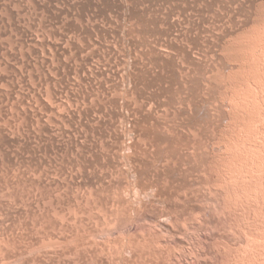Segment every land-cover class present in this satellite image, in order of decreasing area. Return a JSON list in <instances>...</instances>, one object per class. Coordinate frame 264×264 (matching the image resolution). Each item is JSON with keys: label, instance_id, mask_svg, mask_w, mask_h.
<instances>
[{"label": "rangeland", "instance_id": "rangeland-1", "mask_svg": "<svg viewBox=\"0 0 264 264\" xmlns=\"http://www.w3.org/2000/svg\"><path fill=\"white\" fill-rule=\"evenodd\" d=\"M263 35L264 0H0V233H3L0 236L13 241L12 246L9 242V245L4 243L5 247L0 240V246L4 247L3 250L0 248V264H17L15 258L22 264L29 261L77 264L80 263L78 257L81 258L80 264H107L99 258V261L94 257V261L92 258L91 261L82 259L83 254V258L86 256L81 250L79 255L75 254L77 258L70 257L74 255L73 245L65 249L63 244H57L56 248L63 246L57 251L60 247L54 248V242L48 243V239L43 238L48 237V233L43 232L48 228V232L55 230L50 231L49 236L59 235L53 210L68 211L74 207L83 209L81 219L86 222L89 218L87 223L98 228L106 219L114 221L115 216L120 215L117 219L121 220L124 213V220L129 213L130 218L126 220H130L134 214L140 213L137 221L125 223L134 222L126 226L132 227L130 237L134 242L141 239L140 234H147L146 231L154 233L148 230L151 223H159L166 215L170 218V214L178 213L177 224L165 218L175 227V231L169 233L171 238L163 236L166 239H160V246L159 242L153 246L145 245V250L144 245H140L143 254L133 264H145L144 261L146 264H169L172 261V264L175 257L169 252H173V248L179 249L180 244V252L174 250L176 257L184 254L178 264H187L190 259L188 264H193L194 259L188 258L190 255L186 249L197 250L196 247L202 249L199 256L195 252L198 260L196 257L194 264H227L233 254L238 257V252V255L231 252L240 251V245L241 250L247 247L245 255L252 248L258 252L259 243L251 248L245 243L255 237L256 229L257 235L250 242H264V204H261L264 202L263 196L258 195H264V189L258 188H264V167L260 171L259 165H255L261 163L259 158L264 154L260 156L259 152L264 146H260L263 149L259 151V146L254 145L264 143V134H261L264 132L261 130L264 103L262 97L255 96L264 81V73H261L264 70L261 64L264 61ZM254 97L262 101H258L259 105L255 103L257 109H252H263L262 112L253 110L255 114L249 107L256 101ZM244 120L247 124L243 126ZM239 138L241 141L237 140ZM228 145H232L233 153L241 148L242 151L251 148L246 149V154L239 151L237 155L229 153ZM227 154L229 157L233 155L234 162L235 156L245 155L236 159L237 163L242 159L241 164L246 162L241 169H247L251 163L258 166H252L253 172L248 168L249 172L242 170L243 173L238 172L241 166L238 163L235 174H239L233 176V184L229 183L231 189L224 181L231 180L236 163L232 165ZM261 158L263 161L264 157ZM223 173L230 174L225 179ZM240 173H243L241 180ZM247 173L257 175L258 183L263 181L260 186L255 184L254 176L246 178L254 182L250 187L261 191L254 188V194L248 192L254 196L251 199L247 196L249 204H245L243 195L248 189L253 190L245 179ZM245 183L249 187L245 186L247 190L243 187ZM238 189L245 193L241 194ZM236 191L241 194L240 200L246 209L240 200H237L239 204L235 201L237 206L233 204V197L235 200L240 198V194L236 198ZM258 198L261 202L257 201ZM254 204L263 205V208ZM135 208L138 210L133 213ZM259 208L263 209L260 214L256 212ZM250 215L259 223L250 219ZM101 217L106 219L101 221ZM144 219L150 220L149 225L142 224L148 223ZM107 221L105 223H110L109 226L115 222ZM244 221L251 224L246 226ZM117 224L115 222L112 227L117 228ZM241 224L252 228H249L253 232L252 238L248 228ZM67 229L69 227L63 228V232L69 234ZM244 229L249 232L246 234L249 237ZM156 230L153 231L157 233ZM202 230L207 234H202ZM242 230L245 231L244 237L240 235ZM113 231V238L108 234L109 240L121 235ZM6 232H12V235ZM178 233L179 237L183 236L177 238ZM40 237L46 245L49 244L48 247L53 246L52 252L50 247L44 250L46 245L43 243L40 248ZM105 241L98 238L95 242L94 238L91 243L100 242L104 248L102 245L99 248L100 244L95 246L106 250L110 244ZM111 243L114 245V241ZM30 246L32 251L35 250L32 246L38 248L33 251L38 253V256L33 253L35 259L32 251H26ZM56 252H60L59 255ZM61 253V256L66 255L62 258ZM105 253L102 254L105 256ZM262 253L264 251L260 254L262 258L259 255L260 259H264ZM169 254L172 257L167 259L171 256ZM19 255L27 257L23 261Z\"/></svg>", "mask_w": 264, "mask_h": 264}, {"label": "bare ground", "instance_id": "bare-ground-1", "mask_svg": "<svg viewBox=\"0 0 264 264\" xmlns=\"http://www.w3.org/2000/svg\"><path fill=\"white\" fill-rule=\"evenodd\" d=\"M263 36H264V35H263ZM262 43H263V42H262ZM263 45H264V43L262 44V46L260 45L261 48L263 47ZM263 48H264V47H263ZM262 51H264V50H262ZM259 55H260V54H259ZM261 55H262V54H261ZM263 55H264V53H263ZM259 58H260V57H258V59H259ZM261 58H262V57H261ZM261 58H260V59H261ZM262 59H263V58H262ZM262 59H261V60H262ZM261 60H260V61H261ZM263 60H264V59H263ZM261 62H262L261 64L264 65V64H263L264 61H261ZM262 67H263V66H262ZM262 67H261V70H262ZM262 71H263V72H261V73H264V70H262ZM263 76H264V74H262V79H263ZM252 83H253V82H252ZM254 84H255V83H254ZM261 84H262V86H261ZM261 84H260V87L263 88V87H264V86H263V85H264V81H262ZM255 85H256V84H255ZM255 85H254V86H255ZM258 86H259V85H258ZM256 88H257V90L259 89L257 86H256ZM262 88H260V92H261V90H264V88H263V89H262ZM260 92H256V93H255V96H256V94H257L256 97H258V96L262 97L263 101H262L261 99H259V98H258V99H259V100H258V99H256V98L254 97V99H255L256 101L253 100V101H255L254 103L252 102V103H253V104H252L253 106H249V105H250V102H248V104H249L248 106L251 107V109H252V107H254V105L256 106L255 103H257V105H259L258 103H260V102H258V101H260V100L264 103V97H263L264 92H263V91H262L263 93H262V92L260 93ZM259 93H260V94H259ZM248 101H249V100H248ZM262 102H261L260 106L263 104ZM242 103H243V102H242ZM243 104L245 105V103H243ZM243 104H241V105H243ZM244 105L241 106V107H244ZM260 106H259V107H260ZM249 107H247V108H248L249 112L251 113V109H249ZM256 107H257V106H256ZM256 107H254V108L257 109ZM259 107H258V108H259ZM262 107H263V109H264V104H263ZM244 108H245V107H244ZM255 109H252V113H254V114H255L256 112H262V110H263L261 107H260V109H261L260 111L255 110ZM248 110H247L246 112H248ZM253 110H255L256 112H254ZM250 113H249V115H250ZM246 114L248 115V113H245V115H246ZM258 114H259V113H258ZM245 115H244V116H245ZM247 115H246V118H248ZM244 116H243V117H244ZM244 118H245V117H244ZM241 119H242V118H240L239 120L241 121ZM248 119H249V118H248ZM239 120H238V122H240ZM247 122H248V121H247ZM242 123H243V126H244V123H246V120H244V122L242 121ZM242 123H240L239 126H241ZM246 124H247V123H246ZM246 124H245V125H246ZM249 124H250V123H249ZM257 126H258V125H257ZM257 126H256V127H257ZM259 126H260V125H259ZM250 127H251V125H250ZM261 127H262L261 130L264 131V126L262 125ZM240 128H242V127H240ZM240 128H238L239 131H240ZM251 130L253 131L252 128H251ZM251 130L249 129V131H251ZM255 130H256V129H255ZM261 130H260V132H261ZM241 131H242V129H241ZM240 133H241V132H240ZM240 133H239V134H240ZM255 134H256V133H255ZM261 134H264V132H263V133L261 132ZM263 136H264V135H263ZM238 137H239V136H238ZM240 138H241V136H240ZM240 138L237 139V140H240ZM237 140H236V141H237ZM244 140H245V138H244ZM236 141H235V143H239V142H236ZM240 141H241V140H240ZM242 141H243V138H242ZM240 143H241V142H240ZM243 143H244V141H243ZM245 143H246V141H245ZM247 143H248V142H247ZM230 144H232V143H230ZM233 145H234L233 147H235V144H234V143H233ZM245 145H246V144H245ZM254 145H255V146H259V147H260V146L263 147V146H264V143L254 144ZM230 146L232 147V145H230ZM230 146H229V145L226 146V148L229 147V148H227V150L229 149V151H230V152L227 151V152H229V153H231V152H232V149H233V147H232L231 150H230ZM237 146H238V145H237ZM239 146H240V144H239ZM239 146H238V148H239ZM247 146H249V145L247 144ZM242 147L244 148V144H242ZM259 147H258V150H259V149H261V150L263 149V148H261V147L259 148ZM245 148H246V146H245ZM250 148H251V147H249V149H250ZM246 149H248V147H247ZM246 149H243V151H245V154L247 153V150H246ZM249 149H248V151H249ZM258 150H257V152H258ZM239 151H241V153H243L242 148H241L240 150L238 149V150H237V153H236V151H235V153L238 155V154H239ZM259 151H260V150H259ZM262 151H263V152H262ZM262 151L259 152V153H260V154H259L260 156H261V154H262V155L264 154V150H262ZM261 152H262V153H261ZM232 153H233V152H232ZM232 153H231V154H232ZM235 153H233V154H235ZM257 154H258V153H256L255 155H257ZM242 155H243V154H242ZM230 156L232 157L233 155H230ZM234 156H235V155H234ZM240 156H241V154H240L239 156H235V157H237V158L233 157V159L235 158V159H234L235 162H234V161L231 159V157H229V154H227V157L230 158L229 160H231L230 162L232 163V165H233V162H234V164L236 163V165H235L236 168L234 167L235 169L233 168L234 171H232V172H233V175H232V174L230 175V176H232V177H230V178L227 177V178H229V179H231V180H232V179H235L234 177H235L236 174H239L238 172H243L242 170H244L245 172H249L250 169H248V168H251L250 172H253L254 170L252 171V169H253V167H256L255 165H257V164L259 165V170H260V171L264 170V168H263V169L261 168V167H264V166H262V164L264 163V162H263L264 160L262 161V158H261V157H264V156H261V157L259 156V157H260L259 160L261 159L260 161H261L262 164H261L260 162L258 163L257 161H254V162H257V163H255V165L253 166L254 163H253V164L251 163V160H253V158H255V157H253V158H251V160H250V163H251V164L248 163V164L250 165V167L247 165V166H248L247 169H245L246 167H245L244 169H243V168L241 169V167L246 166V164H245L246 162H245L244 164L242 163L243 165L240 163V162H243V161H242L243 159H242V160H240V162H238V163L241 164V166L238 167V169H240V170L238 171V169H237V166H238L237 164H238V163L236 162V161H238V160H236V159H238V157H240ZM244 156H245V155H243V156H241V157H244ZM252 156H253V155H252ZM257 157H258V155H257ZM257 157H256L255 159H257ZM263 159H264V158H263ZM259 160H258V161H259ZM227 161H228V160H227ZM228 162H229V161H228ZM228 162H227V163H228ZM229 164H230V163H229ZM260 164H261V166H260ZM252 166H253V167H252ZM226 167H228V166H226ZM230 167H231V166L229 165L228 169H230ZM257 167H258V166H257ZM257 167H256V168H257ZM260 168H261L262 170H261ZM228 169H225V170H228ZM254 169H255V168H254ZM236 170H237L238 172H236V174H235V171H236ZM247 170H248V171H247ZM230 171H231V170H230ZM223 172H225V171L223 170ZM227 172H228V171H227ZM227 172H226V173H227ZM243 173H244V172H243ZM243 173H242V174L240 173L241 175H238V176H240V178H239L240 180H241V177H242ZM258 173H259V171H258ZM223 174H224V173H223ZM229 174H230V173H229ZM229 174H228V175H227V174H224V177H223V178H225L226 176H229ZM248 174H249V175H252L251 173H247V174H246L247 177H245V179L248 178V177H251V178H252V177L254 176V174H253V176H249ZM259 174H260V173H259ZM233 176H234V177H233ZM238 176H237V177H238ZM256 176H257V175H256ZM256 176H254V179H253V180L258 179V177L255 178ZM260 176H261V175H260ZM251 178H250V179H251ZM260 178L263 180L262 177H260ZM260 178H259V179H260ZM225 179H226V178H225ZM261 179H260V180H261ZM231 180H228V179H227L226 181H224V182L226 183V187H229V189H231L230 187H231V185L233 184V181H234V180H232V182H230ZM236 180H237V179H236ZM246 180H247V179H246ZM227 181H228V182H227ZM243 181H244V179H243ZM243 181H242V182H243ZM247 181H248V183H247L248 185H249V183L251 184V185H249V187L252 186V184H253V186H254V182L252 183V179H251V182L249 181V179H248ZM222 182H223V181H222ZM262 182H263V181H261V183L259 182V183H260V184H259V183H258V180H256L255 184H258V185L261 186V185H262ZM227 183H228V184H229V183H232V184H229L230 186H227ZM243 183H244V182H243ZM247 184L245 183L243 187L245 188V186H246ZM263 184H264V183H263ZM130 185H132V183H131ZM248 185H247V186H248ZM258 185H256V186L258 187ZM134 186H135V185H134ZM247 186H246V187H247ZM249 187H247V189H248ZM261 187H262V188H261ZM261 187H258V188L261 189V190L264 189L263 186H261ZM130 188H131V187H130ZM130 188H129V189H130ZM244 188H241V191H243L242 189H244ZM254 188H255L258 192L260 191V190L257 189L256 187H254ZM254 188L250 187V189H253V190H249V189H248V191H246L247 193L243 192V193H245V194H247V195L243 194V193L238 189V191H240V193L243 194V195L246 197V198L244 199L245 204L249 202V201H248L249 199H251L252 197H254V196H252V195H248V192H250V191H253V194L256 192V190H254ZM227 189H228V188H227ZM247 189L245 188V190H247ZM134 190H135V189H133V192H136V190H135V191H134ZM139 190L142 191V188H139V189L137 188V191H139ZM223 190L225 191L226 188L223 189ZM245 190H244V191H245ZM131 191H132V190L130 189V192H131ZM176 191H177V190H176ZM21 192H22V191H21ZM126 192H127V191H126ZM221 192H222V191H221ZM258 192H257V193H258ZM260 192H261V191H260ZM263 192H264V190H263ZM22 193H23V192H22ZM22 193H21V194H22ZM31 193H33V192H31ZM136 193H137V192H136ZM136 193H134L135 196H136ZM143 193H144V192H143ZM189 193H190V192H189ZM236 193H237V191H236ZM236 193H235V195H236ZM240 193H239V194H240ZM11 194H13V193H11ZM18 194H19V193H18ZM21 194H20V196H21ZM124 194H125V193H124ZM127 194H128V193H127ZM140 194H142V193H140ZM174 194H175V193H174ZM179 194H181V193H179ZM223 194H224V193H223ZM237 194H238V193H237ZM239 194L236 195V198L239 196ZM241 194H240V198L238 197V199H236V200H235V197H233V199H234L233 204H234V205L237 204L238 201L241 199ZM261 194H263V193H259L258 195H260V197H261V196L264 197V195H261ZM28 195H29V194H28ZM131 195H133V194H131ZM177 195H178V194H177ZM186 195H187V194H186ZM220 195H221V194H220ZM225 195H226V194H225ZM235 195H234V196H235ZM258 195H257V196H258ZM16 196H17V195L15 194V197H16ZM20 196L18 195V197H20ZM24 196H25V195H24ZM24 196H22V197H24ZM34 196H35V195H34ZM41 196H42V195H41ZM124 196H126V194H125ZM127 196H128V195H127ZM129 196H130V195H129ZM221 196L223 197V195H221ZM244 196H243V197H244ZM247 196H249L250 198L247 197ZM251 196H252V197H251ZM25 197L27 198L28 196L26 195ZM25 197H24V198H25ZM31 197H32V196H31ZM35 197H36V196H35ZM43 197H44V196H43ZM173 197H174V195H173ZM175 197H176V196H175ZM181 197H182V196H181ZM260 197H259V198H260ZM263 197H262V202H264V200H263L264 198H263ZM11 198H12V197H11ZM20 198H21V197H20ZM20 198H19V199H20ZM32 198H33V197H32ZM40 198H41V197H40ZM45 198H46V197H45ZM49 198H50V197H49ZM49 198H48V200H49ZM51 198H52V197H51ZM136 198H138V197L136 196ZM140 198L142 199L143 197L141 196ZM156 198H157V197H156ZM167 198H169V197H167ZM176 198H178V197H176ZM186 198H187V197H186ZM223 198L225 199V197H223ZM223 198H222V201L224 200ZM247 198H249V199L247 200ZM259 198H258V199H259ZM12 199H14V198H12ZM22 199H23V198H22ZM30 199H31V198H30ZM36 199H37V198H36ZM38 199H39V198H38ZM41 199H42V198H41ZM46 199H47V198H46ZM46 199H45L44 202H46ZM133 199H134V198H133ZM144 199H145V198H144ZM153 199H154V198H153ZM226 199H227V198H226ZM233 199H232V200H233ZM42 200H43V199H42ZM50 200H51V199H50ZM52 200H53V199H52ZM130 200H131V199H130ZM134 200H135V199H134ZM158 200H159V199H158ZM158 200H157V201H158ZM173 200H174V198H173ZM175 200H177V199H175ZM178 200H179V199H178ZM237 200H238V201H237ZM245 200H246L247 202H246ZM34 201H35V200H34ZM132 201H133V200H132ZM169 201H170V200H169ZM235 201H237V203H236ZM257 201H258V202H259V201L261 202V199H259V200H257ZM21 202H24V200H23V201L21 200ZM27 202H28V201H27ZM41 202H42V201H41ZM67 202H68V201H67ZM133 202H134V201H133ZM133 202H132V203H133ZM136 202H137V201H136ZM155 202H156V200H155ZM163 202H164V201H162V203H163ZM174 202H175V201H174ZM230 202H231V200H230ZM241 202H242V204H244L242 200H240V204H241ZM33 203H34V202H33ZM35 203H37V202L35 201ZM134 203H135V202H134ZM134 203H133V204H134ZM139 203H141V202H139ZM139 203H138V204H139ZM159 203H160V202H159ZM224 203H226L225 200H224ZM249 203H250V202H249ZM249 203H248V204H249ZM256 203H257V202H256ZM28 204H29V202H28ZM43 204H44V203H43ZM67 204H68V203H67ZM133 204H132V205H133ZM170 204H171V203H170ZM233 204L231 203V205H233ZM238 204H239V203H238ZM245 204L242 205V206H245V209H246V205H245ZM257 204H259V203H257ZM261 204H264V203H261ZM18 205H19V204H18ZM25 205H26V204H25ZM25 205H24V206H25ZM29 205H30V204H29ZM36 205H37V204H35V206H36ZM139 205H140V204H139ZM20 206H21V205H20ZM35 206H34V208H35ZM137 206H138V205H137ZM235 206H237V205H235ZM242 206H241V208L243 209ZM254 206L257 207L258 205L256 206V205L254 204ZM259 206L261 207V206H263V205H259ZM259 206H258V207H259ZM55 207H56V206H55ZM59 207H62V206H59ZM65 207H67V206H65ZM65 207H64V208H65ZM99 207H100V206H99ZM138 207H139V206H138ZM142 207H143V206H142ZM247 207H248V206H247ZM69 208H70V205H69V207H67V209H69ZM144 208H145V207H144ZM189 208H191V207H189ZM234 208H235V207H234ZM252 208H253V207H252ZM261 208H263V207H261ZM261 208L258 209L259 211H258L257 209H253V210H255V211L257 210L256 212H259V214H260V212L263 211V209H261ZM24 209H25V207H24ZM61 209H62V208H61ZM139 209H140V208H139ZM169 209H170V208H169ZM187 209H188V208H187ZM235 209H236V208H235ZM260 209H261V210H260ZM51 210H52V209H51ZM59 210H60V209H59ZM59 210H55V209H54V210H53V213H52V214H54V215H53L54 219H55V220H58V222H56V223H57V225H58V228L60 229V232H58L59 235L57 234V235H54V236H53V234H52L53 237H52V236H49V232H50L51 230L48 232V229H49V228H48V229H47V232H46L45 230L43 231V232H45V233H48V237H45V236H44L43 238H47V239H48V240H47L48 243L54 242V243H53V245H55L54 248H56V245H57V244H60V245L63 244V246L65 247V249H66V247H71V245H73V252H74V255L71 254L70 257L74 256V258H77L78 256H76L75 254L79 255L80 253H78V252L81 250L80 252H84V253H85V256H86V258H83V257H84V254H83L82 259L88 261L87 258H88L89 260L92 258L93 261H94V258H97V260H98V258H99L100 261H105L107 264H133V262H134L136 259L139 260V258H140L141 255L143 254V251H142L143 249H139V246H140V245H144L143 247H144V250H145V249H146V248H145V245H146V246H147V245L149 246V244H152L151 246H153V244L158 243V242L160 241L161 238L163 239L164 237L169 236V233H172V232L175 231V230H174L175 227L172 226V223H171V225L169 224V220L171 219L172 222H175V223H176V222L178 221V219H179V216L177 215L178 213H176V214H170V213H169V214H170V218H169V215H168V217H167V215H166L162 220L159 221V223H155L157 226H156L155 224H152V223H151L152 225L150 224V227H149L148 230H149L150 232L152 231V233H153V232L155 233V231H153V230H156V229H157V230H156L157 233H155V234H154V233H153V234L148 233L147 231H146L147 234H145V232L143 231V228H142V227H139V228H142V231H141V232H144V234H140L139 232H137V231H138V230H137L136 232H137L138 234H140L139 236L141 237V239L138 238V240H137L136 242H134V241L132 240V238L130 237L131 234H132V233H131V228H132V227H130V229H129V227H126L127 225H132L134 222L132 221V222H133L132 224H131V222H129V224H125V223H126L127 221H131V220H135V221H137V220L139 219L140 213L134 214L135 216H132L130 220H129V219L126 220V219L129 217V215H128L129 213H128V214H127L128 217H127L126 219L122 220V217H123V218L126 217V214L123 213L124 216H121V220H122V221L119 220L120 218L117 219L118 216H120V215H118L117 217L115 216L116 219H115L114 221L116 222V224H117V222H118V224H117V225H118L117 228H113V227H112V226H114V223H115L112 219H110L109 221H107L106 218L101 217V218H103L101 221H103L104 219H106V220H104V222L101 223L102 225L99 223V225L102 226V227L98 228L96 225L93 226V224L91 225L90 223H87V222H89V218L86 219V220H87L86 222H85L83 219H81V215L84 214V210L81 209V208H79V207H78V208H77V207H74V208H72V210H71V208H70L71 211L68 210V211H60V212H58ZM133 210L135 211V212H133V213H136V211H137L138 209L136 210V208H135V209H133ZM142 210H143V209H142ZM145 210H146V209H145ZM173 210H174V209H173ZM191 210H192V209H191ZM223 210H224V209H223ZM176 211H177V210H176ZM178 211H179V210H178ZM186 211H187V210H186ZM192 211H193V210H192ZM192 211H190V212H192ZM234 211H235V210H234ZM234 211H233V212H234ZM24 212H25V211H24ZM131 212H132V211H131ZM141 212H142V211H141ZM170 212H171V211H170ZM180 212H181V211H180ZM190 212H188V213H190ZM203 212H205V211H203ZM235 212H236V211H235ZM247 212H249V211H247ZM247 212H246V213H247ZM253 212H254V211H253ZM146 213H147V212H146ZM199 213H200V212H199ZM205 213H206V212H205ZM205 213H204V214H205ZM243 213H245V211H244ZM249 213H251V212H249ZM52 214H51V215H52ZM80 214H81V215H80ZM166 214H167V213H166ZM182 214H183V213H182ZM191 214H192V213H191ZM235 214H236V213H235ZM247 214H248V213H247ZM251 214L254 215L255 213H251ZM79 215H80V216H79ZM188 215H189V214H188ZM198 215L200 216V214H198ZM227 215H228V216H227L226 218H228V217L230 216L229 212H227ZM232 215H233V213H232ZM243 215H244V214H243ZM257 215H258V213H257ZM186 216H187V215H186ZM186 216H185V218H186ZM189 216H190V215H189ZM191 216H192V215H191ZM191 216H190V217H191ZM194 216H195V214H194ZM196 216H197V215H196ZM250 216H251V215H250ZM250 216H249L248 218H250ZM254 216H255V215H254ZM51 217H52V216H51ZM53 217H52V218H53ZM142 217H144V216H142ZM145 217H146V216H145ZM204 217H206V216H204ZM232 217H233V216H231V218H232ZM251 217H252V218H250V219H253V216H251ZM98 218H99V217H98ZM129 218H130V217H129ZM149 218H150V217H149ZM165 218H168L169 220H168V219H165ZM185 218L182 217L183 220H184ZM191 218L194 219L195 217L192 216ZM191 218H190V219H191ZM255 218H256V217H255ZM255 218H254L253 220H255V223H256V219H257V218H256V219H255ZM187 219H189V218H187ZM193 219H192V221H193ZM198 219H199V218H198ZM201 219H202V218H201ZM250 219H249V220H250ZM52 220H53V219H52ZM95 220H97V218H96ZM118 220H119V221H118ZM140 220H141V219H140ZM140 220H139V221H140ZM144 220H145V219H144ZM146 220H147V219H146ZM146 220H145V221H146ZM185 220H186V219H185ZM206 220H207V218H206ZM229 220H230V219L228 218V221H229ZM249 220H248V222H249ZM253 220H251V221H252L251 223H253ZM98 221H99V219H98ZM106 221H107V222H111V221H112V223H113V222H114V223H113V225L109 226L110 223L107 224V223H105ZM145 221H143V222H145ZM147 221H148V223L145 222V223H146V224H145V223L140 222L139 225H140L141 223L144 224V225H147V224L149 225L150 220H147ZM204 221H205V220H204ZM224 221H225V220H224ZM228 221H225V222L228 223ZM37 222H38V221H37ZM96 222H97V221H96ZM96 222H95V223H96ZM182 222H183V221H182ZM182 222H181V224H182V226H183L184 222H183V223H182ZM185 222H187V221H185ZM197 222H200V221L198 220ZM244 222H246V221H244ZM244 222H243V223H244ZM56 223H55V224H56ZM77 223H80V225H79V226H76V227H73V226L76 225ZM112 223H111V224H112ZM188 223H189V220H188ZM200 223H203V221L200 222ZM200 223H199V224H200ZM227 223H226V224H227ZM251 223H248V224H251ZM255 223H254V224H255ZM257 223H259V222H257ZM257 223H256V224H257ZM32 224H33V223H32ZM97 224H98V222H97ZM105 224H107L109 227H108L107 225H106L107 227H105V226H104ZM135 224H136V223H135ZM176 224H177V223H176ZM181 224H180V226H181ZM199 224H197V225L199 226ZM248 224H247V222H246V226H249ZM254 224H253V226H255ZM39 225H40V223H39ZM144 225H141V226H144ZM178 225H179V222H178ZM197 225H196V226H197ZM201 225L203 226V224H201ZM201 225H200V226H201ZM241 225H242V224H241ZM259 225H260V224H259ZM40 226H42V223H41ZM134 226H135V228H136V225H134ZM198 226H197V227H198ZM206 226H208V224H207ZM206 226L204 225V227H206ZM242 226L244 227L245 224H243ZM246 226H245V227H246ZM250 226H251V225H250ZM253 226H252V227H253ZM256 226H258V225H256ZM256 226H255V227H256ZM260 226H261V225H260ZM42 227H43V226H42ZM66 227H69V230L67 229V231H68L69 234L63 232V228H66ZM104 227H105V228H104ZM115 227H116V226H115ZM145 227H146V226H145ZM145 227H144V228H145ZM158 227H160V228H158ZM243 227H242V228H243ZM245 227H244V228H245ZM255 227L253 228L254 230H255ZM1 228H2V227H1ZM58 228H57V229H58ZM111 228H112V229H111ZM177 228H178V227H177ZM177 228H176V229H177ZM179 228H180V227H179ZM207 228H208V227H207ZM239 228H241V227H239ZM242 228H241V229H242ZM247 228H248V229H247ZM249 228H250V230H252L251 227H246L247 230H249ZM40 229H41V228H40ZM43 229H45V228H42V230H43ZM53 229H55V228L53 227L52 230H53ZM113 229H115L114 231H115L116 235H117V234H118V235L121 234L120 236H121L122 238H121L120 236H119V237L117 236L118 238L115 237V239H112V240L110 239V240H109L108 237H110V236H111L110 238H113V237H114V236L111 235V234H112L111 232L113 231ZM116 229H117V231H116ZM146 229H147V227H146ZM152 229H153V230H152ZM183 229H184V227H183ZM204 229H206V228H204ZM208 229H210V226H209ZM241 229H239V230H241ZM246 229H244L246 232L242 230V233L240 234V235H242V237H244L247 233H249V232H247ZM64 230L66 231V229H64ZM111 230H112V231H111ZM177 230H178V229H177ZM199 230H200V229H199ZM250 230H249V231H250ZM1 231H2V230H1ZM53 231L55 232V230H53ZM53 231H51V232H53ZM114 231H113V233H114ZM134 231H135V229H134V227H133L132 232H134ZM202 231H204V230H202ZM205 231H206V230H205ZM205 231H204V233L202 232V234H205V233L207 232V231H206V232H205ZM256 231H257V229H256ZM256 231H255V233H256ZM9 232H10V231H9ZM9 232H6V233H9ZM43 232H42V236H43ZM51 232H50V233H51ZM56 232H57V230H56ZM184 232H185V231H184ZM240 232H241V231H240ZM243 232H245V235H244V236H243V234H244ZM251 232H252V231H250V233H251ZM1 233H2V232H1ZM1 233H0V234H1ZM11 233H12V232H11ZM11 233H9V234H11ZM137 233H136V234H137ZM163 233H166V235H164ZM176 233H177V232H176ZM180 233H181V232H180ZM237 233L239 234L238 230H237ZM250 233H249L250 237H251V235H253V234H254L255 237H256V235H257V234L255 235V233H253V232H252L253 234H252V233L250 234ZM2 234H3V233H2ZM108 234H109L110 236H109ZM134 234H135V233H134ZM167 234H168V235H167ZM173 234H174V233H173ZM173 234H170V235H172V237H173ZM198 234H201V232L198 233ZM206 234H207V233H206ZM206 234H205V235H206ZM11 235H12V234H11ZM45 235L47 236V234H45ZM50 235H51V234H50ZM113 235H114V234H113ZM116 235H115V236H116ZM132 235H133V234H132ZM177 235H178V237H177ZM177 235H176L177 238H181V235H182V234L180 235V237H179V233H178ZM13 236H14V235H13ZM39 236H40V235H38L37 238H39ZM106 236H107V237H106ZM139 236H138V237H139ZM163 236H164V237H163ZM182 236H183V235H182ZM198 236H199V235H197V237H198ZM201 236H202V235H201ZM201 236H199V237L201 238ZM246 236H247V235H246ZM8 237H9V235H8V236L6 235V238H8ZM10 237H11V236H10ZM18 237H19V236H18ZM20 237H21V236H20ZM20 237H19V238H20ZM34 237H35V236H34ZM104 237H106V239H107V238H108V239L106 240V239H104ZM133 237H134V236H133ZM135 237H136V236H135ZM193 237H194V236H193ZM193 237H192V238H193ZM197 237L195 236V238L198 239V241H199L200 238H197ZM247 237H249V236H247ZM247 237H245L244 239H247ZM255 237H253V238H255ZM11 238H12V237H11ZM22 238H24V237L22 236ZM40 238H41V237H40ZM94 238H95V242H96V239L100 238V239H102L103 241L106 240L105 243L107 242L108 244H110V245L107 246L108 249H107V247L105 246L107 252H106V250L98 249V246H97V247L95 246V244L98 245V244H100V242H98V243H94V245L92 244V243L94 242ZM116 238H117V239H116ZM168 238H171V237L169 236ZM168 238H167V240L169 241L170 239H168ZM174 238H175V237H174ZM192 238H191V239H192ZM251 238H252V237H251ZM253 238H252V239H253ZM9 239H10V238H9ZM9 239H6V240H5L3 237L0 236V240L2 241V244H4V243L6 244L7 242H9L10 245L12 246L11 243H13V241H10ZM31 239H32V237H31ZM92 239H93V241H92ZM162 239H161V240H162ZM164 239H166V238H164ZM164 239H163V240H164ZM172 239H173V238H172ZM193 239H194V238H193ZM196 239H195V241H196ZM203 239H205V236L203 237ZM252 239H249V240L252 241ZM4 240H5L6 242H3ZM11 240H12V239H11ZM43 240H44V239H43ZM43 240H42V238H41V240H40L41 244H42V243L45 244V240H44V241H43ZM108 240L110 241V243H109ZM177 240H178V239H177ZM1 241H0V242H1ZM20 241H21V243H22V240H21V239H20ZM20 241H19V242H20ZM24 241H25V240H24ZM34 241H35V240H34ZM42 241H43V242H42ZM99 241H100V240H99ZM111 241H112V242L114 241V245H112V246H113L112 250L110 249V247H112L111 244H113V243H111ZM164 241H165V240H164ZM168 241H167V242H168ZM172 241H174V240H172ZM172 241H171V242H172ZM178 241H179V240H178ZM192 241H193V240H192ZM200 241H201V239H200ZM200 241H199V242H200ZM241 241H242V240H241ZM247 241H248V240H246V243H245V244L247 245V243H248V247L250 246V248H251V247H255L256 244L258 245V243H259L260 246L258 245V246H259L258 249H257L258 252L255 251V250H256L255 248H252L253 250L251 249V250H252L251 252H250V250H249V253H248V255L246 254V255H247V256H246L245 253L248 252L247 247L244 245L246 248L244 247L243 250H244V251L247 250V251L244 252L243 250H241V249H242V248H241L242 246L239 244V245H240V246H239L240 251H241V252L243 251L244 253H243V252H242V253H243L244 255H243V254H242L243 256L240 255L241 253H240L239 249L237 248V247H238V246H237L236 248L238 249V251H234V252H231V253H236L237 255H238V253H239L238 257H237L236 255L233 254V255H234L235 257H237L238 259L235 258L233 255H232V256H233V257H232L231 254H229V255L231 256V258H230V256H229L230 259L233 258V259H232L233 261H235L234 259L237 260V261H235V262H233V261L231 260V262H233V264H234V263H236V264H244V263H245V264H264V259H260V258H259V257L261 256V255H260L261 252L264 251V249H263L264 244H262L263 246H261V243H264V242H261V243H260V242H258V241L256 242L255 240H253V244H252L250 241H248V242H247ZM254 241H255L256 243H254ZM26 242H27V241H26ZM38 242H39V240H38ZM40 242L38 243L39 245H40ZM91 242H92V243H91ZM101 242H102V241H101ZM179 242H180V241H179ZM201 242H202V241H201ZM204 242H205V241H204ZM244 242H245V240H244ZM249 242H250V243H249ZM9 243H7V244L9 245ZM29 243H30V242H29ZM29 243H28V244H29ZM31 243H33V242L31 241ZM31 243H30V244H31ZM35 243H36V242H35ZM102 243H103V242H102ZM165 243H166V242H165ZM175 243H177V242H175ZM241 243H242V245H243V242H241ZM5 244L2 245V246H5ZM36 244H37V243H36ZM38 244H37V245H38ZM43 244L40 245L41 247L38 245V248L40 247V248L42 249ZM46 244H47V243H46ZM46 244H45V245H46ZM51 244H52V243H51ZM51 244H50V245H51ZM159 244H160V242L158 243V245H159ZM168 244H169V242H168ZM168 244L165 245V246L168 247ZM173 244H174V243L170 244V245H171V248H173V247H172ZM177 244H178V243H177ZM198 244H199V243H197V246H198ZM202 244H203V243H202ZM249 244H250V245H249ZM24 245H25V244H24ZM45 245H44V246H45ZM48 245H49V244H48ZM48 245H46V247H43L44 250L48 247ZM69 245H70V246H69ZM101 245H102V247H103V244H100V245H99V248H101ZM104 245H107V244H104ZM162 245H163V244H162ZM180 245H181V244H180ZM180 245H179V247L181 248ZM191 245H193V243H191ZM200 245H201V244H200ZM200 245H199V246H200ZM252 245H255V246H252ZM6 246H7V245H6ZM6 246H5V247H6ZM21 246H22V245H20V248H21ZM51 246H52V245H51ZM51 246H49L51 249L48 247L50 251L52 250V247H53V246H52V247H51ZM63 246H62V247H63ZM109 246H110V247H109ZM159 246H160V245H159ZM163 246H164V245H163ZM183 246H184V245H182V247H183ZM194 246H195V244H194ZM9 247H10V246H8V248H9ZM32 247H35V250L38 249V248H36V246H32ZM59 247H60V248H59ZM62 247L58 245V247H57L56 249L59 248V250H57V251H60V249H61ZM155 247H156L155 249H157V246H155ZM166 247H165V248H166ZM201 247H202V246H201ZM204 247H205V246H203V249H204ZM0 248H2L1 250H3L4 247H1V246H0ZM20 248H19V249H20ZM24 248H25V247H24ZM40 248H39V249H40ZM54 248H53V249H54ZM103 248H104V247H103ZM153 248H154V247H153ZM161 248H162V247H161ZM176 248H177V247H176ZM180 248H179V249H180ZM184 248H185V247H184ZM189 248H190V247H189ZM196 248H197V250H198L199 247H196ZM227 248H229V246H228ZM236 248H234V250H235ZM250 248H248V249H250ZM6 249H7V248H6ZM26 249H27L26 251H30V252L32 251L31 246H30V249H31V250L29 249V247L26 248ZM56 249H55L54 251H56ZM62 249H63V248H62ZM65 249H64V250H65ZM169 249H170V248H169ZM173 249L175 250V248H173ZM179 249L177 248L175 251H178ZM181 249H182V248H181ZM185 249H186V248H185ZM200 249H202V248H199V251L195 250L194 248H193V250L190 249L191 251H189V249H188V250L186 249V251L189 252V254L187 253L188 256L190 255V257H188V258H191V257H192V258L194 259V260L192 259V260L194 261L193 264L195 263L196 257L199 256V254H200V253H199V252H200ZM259 249H262V251L260 252ZM1 250H0V251H1ZM9 250H10V249H9ZM21 250H22V249H21ZM35 250H33V251H35ZM49 250H48V251H49ZM64 250H61V251H64ZM157 250H159V248H158ZM160 250H162V249H160ZM174 250H172L173 252H169V251L167 250L166 253H167V252H169V253H173V254H172V255H173V258L175 257V260H176V262H177V263H175V264H178V263H179V258L182 260L181 257H182L184 254L182 253V256H180V254H179V257H176V256H174V252H175ZM231 250H232V249H231ZM231 250H229V252H230ZM23 251H24V250H23ZM26 251H25V253H26ZM33 251L31 252V253H32V256L34 255L33 253H35L37 250H36L35 252H33ZM68 251H69V250H68ZM181 251H182V250H181ZM203 251H204V250H202L201 253H202ZM232 251H233V250H232ZM3 252H4V251H3ZM7 252H8V251H7ZM7 252H6V254H7ZM20 252H22V251H20ZM30 252H29V253L27 252L28 255L30 254ZM45 252H46V251H45ZM51 252H52V251H51ZM64 252L66 253V251H64ZM71 252H72V251H71ZM103 252H104V253L106 252V253H105V256L102 254ZM163 252H164V251H163ZM179 252H180V250H179ZM179 252H177V253H179ZM184 252H185V251H184ZM195 252H196V254H197L196 257H195V255H196ZM229 252H228V253H229ZM237 252H238V253H237ZM46 253L48 254L49 252H46ZM59 253H60V252H59ZM59 253L56 252L55 254H58V255H59ZM159 253H160V252H159ZM185 253H186V252H185ZM204 253H205V252H204ZM209 253H210V252H209ZM228 253H226V254H227V255H226L227 257H228ZM3 254H5V253H3ZM35 254H36V256H38V255H37L38 253H35ZM67 254H68V253H67ZM69 254H70V253H69ZM161 254H162V253H161ZM163 254H164V253H163ZM167 254H168V253H167ZM263 254H264V253H262V255H263ZM0 255H1V254H0ZM48 255H51V253H49ZM52 255H54V254L52 253ZM52 255H51V256H52ZM61 255H62V253L60 254V256H61ZM64 255H66V254H63V256H64ZM81 255H82V254H81ZM169 255H171V254H169ZM172 255H171V256H167V257H168L167 259H169L170 257H172ZM185 255H186V254H185ZM202 255H203V253H202ZM259 255H260V256H259ZM19 256H20V255H19ZM19 256H18V258H21V256H20V257H19ZM30 256H31V255H30ZM32 256H31V257H32ZM63 256H61V257L63 258ZM68 256H69V255H68ZM75 256H76V257H75ZM164 256H166V254H164ZM205 256H208V254L205 253ZM205 256H204V257H203V256H200V258H201V257H202V258H205ZM226 256H225V257H226ZM239 256H240V257H239ZM244 256H245V257H244ZM3 257H4V255H3ZM26 257H27V256H26ZM26 257H23V258H21V259H22V260H23V259H26ZM34 257H35V256H33V258H34ZM39 257H40V256H39ZM39 257H38V258H39ZM65 257H66V256H65ZM93 257H94V258H93ZM183 257H184V256H183ZM227 257H226V258H227ZM0 258H2V256H1ZM38 258H36V259H38ZM74 258H73V259H74ZM226 258H225V260H226ZM261 258H262V256H261ZM15 259H16V261H18V262L20 261V260H18L17 258H15ZM34 259H35V258H34ZM34 259H33V261H31V262H34ZM244 259H245V260H244ZM27 260H28V259H27ZM27 260H26V261H27ZM30 260H31V259H30ZM38 260H39V259H38ZM40 260L42 261V256H41ZM71 260H72V259H71ZM78 260H79L80 263H81V258L79 259V257H78ZM99 260H98V261H99ZM170 260H171V259H170ZM175 260L173 261V263L175 262ZM186 260H188V259H186ZM197 260H198V257H197ZM246 260H249V261H246ZM0 261H1V260H0ZM16 261H15V263H16ZM23 261H24V260H23ZM26 261H25V262H26ZM72 261H73V260H72ZM86 261H85V262H86ZM90 261H91V260H90ZM95 261H96V259H95ZM189 261H191V259H190ZM189 261H188V263H189ZM203 261H205V260H203ZM243 261H245V262L243 263ZM18 262H17V264H22V261H21V263H18ZM39 262H40V261H39ZM63 262H64V261H63ZM68 262H70V260H69ZM74 262H78V261H75V260H74ZM74 262H73V263H74ZM135 262H136V261H135ZM144 262H145V264H146L147 261H144ZM144 262H143V263H144ZM171 262H172V261H171ZM171 262H169V264H171ZM180 262H181V261H180ZM184 262H185V261H184ZM197 262H198V261H197ZM197 262H196V263H197ZM223 262H224V261H223ZM223 262H222V263H223ZM231 262H230V260H229V262H228L227 264H229V263L232 264ZM247 262H248V263H247ZM27 263L29 264L30 261L27 262ZM40 263H41V262H40ZM47 263H48V262H47ZM71 263H72V262H71ZM78 263H79V262H78ZM78 263H77V264H78ZM80 263H79V264H80ZM88 263H90V262H88ZM94 263H95V262H94ZM94 263H93V264H94ZM97 263H98V262H97ZM100 263H101V262H100ZM148 263H149V262H148ZM148 263H147V264H148ZM157 263H158V262H157ZM173 263H172V264H173ZM186 263H187V261H186ZM188 263H187V264H188ZM190 263H192V262H190ZM198 263H199V262H198ZM198 263H197V264H198ZM24 264H26V263H24ZM30 264H36V262H34V263H30ZM37 264H38V263H37ZM43 264H45V263H43ZM49 264H50V263H49ZM52 264H53V263H52ZM57 264H58V263H57ZM68 264H69V263H68ZM74 264H76V263H74ZM83 264H84V263H83ZM86 264H87V263H86ZM135 264H136V263H135ZM155 264H156V263H155ZM181 264H182V263H181Z\"/></svg>", "mask_w": 264, "mask_h": 264}]
</instances>
